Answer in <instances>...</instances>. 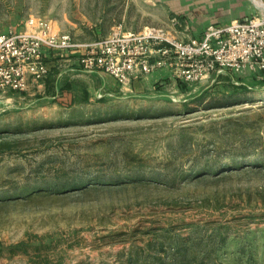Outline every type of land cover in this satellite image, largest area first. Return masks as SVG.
I'll list each match as a JSON object with an SVG mask.
<instances>
[{
	"label": "rangeland",
	"instance_id": "374dc122",
	"mask_svg": "<svg viewBox=\"0 0 264 264\" xmlns=\"http://www.w3.org/2000/svg\"><path fill=\"white\" fill-rule=\"evenodd\" d=\"M210 1L263 14L264 0ZM193 3L0 0V34L42 16L77 42L127 31L124 18L185 38ZM73 57L42 88L0 94V264L168 263L181 239L210 264H264V76L167 72L104 91Z\"/></svg>",
	"mask_w": 264,
	"mask_h": 264
},
{
	"label": "built area",
	"instance_id": "2783aa9c",
	"mask_svg": "<svg viewBox=\"0 0 264 264\" xmlns=\"http://www.w3.org/2000/svg\"><path fill=\"white\" fill-rule=\"evenodd\" d=\"M87 72L110 74L121 86L167 71L186 84L213 81L224 73L264 76V16L209 25L199 37L177 38L169 30H113L90 42H77L54 21L30 16L22 29L0 34V94L25 92L49 73L47 57L70 58Z\"/></svg>",
	"mask_w": 264,
	"mask_h": 264
},
{
	"label": "crops",
	"instance_id": "0c3cea01",
	"mask_svg": "<svg viewBox=\"0 0 264 264\" xmlns=\"http://www.w3.org/2000/svg\"><path fill=\"white\" fill-rule=\"evenodd\" d=\"M141 1L147 3L149 0H141ZM210 6H211L210 0H194V3L187 7L188 11L184 12L186 17L184 18V21H183L184 23H186L184 25L183 30L186 31L185 35L187 37H190V36L199 37V36H201L204 29L209 25H224V24H228L231 20H234V19L244 20L246 17H248V16H246L247 14H243V15H239V16L229 15V13L227 12V9L225 11H217V12L212 13L211 11H209V8H208ZM181 10H182L181 8L178 9V11H181ZM127 11H128V9H125L124 16L127 15ZM189 11L191 12L190 14H188ZM123 20H124L123 21L124 23H119L118 27L122 28V30L124 27L125 28L124 30H127V31H132L133 28H139L141 30L142 28L149 25V23L147 21H143V22L140 21L139 23L135 22L133 25L134 27L132 25H130L131 27H128V25L125 23V18ZM150 24H153V23H150ZM154 25L158 26L159 23H154ZM127 28H130V29H127ZM175 35L179 39L187 38V37L181 38V36H179L178 33ZM98 39H100V38H98ZM98 39H94V40H90V41H95ZM90 41H87V42H90ZM73 55L75 57L72 58L71 63H75V66H79V68L82 70V68L80 67V65L76 61L77 53H74ZM55 62H57L56 59H54L52 57H47V63L49 65V67L53 66V63H55ZM84 72H87V71H84ZM89 73H91V74H89ZM86 74L91 75L92 78L95 79V83H96V85H98V88H102V90H104V91L105 90H114V89H116V87L120 88V84L110 74H108L106 72L93 71V72H87ZM166 74H167V71L157 70V71L153 72L152 74H150L149 76H147L145 79L140 78V80L139 79L132 80L129 87L126 86V87H124V89H130L131 87H134V88L138 87L139 88L142 81L148 82L152 78H158L159 76L166 75ZM35 86H37L39 89L43 87V86H41V84H39V85L33 84L29 88V90L33 89V87H35ZM33 91H34V89H33Z\"/></svg>",
	"mask_w": 264,
	"mask_h": 264
},
{
	"label": "trees",
	"instance_id": "16d2710c",
	"mask_svg": "<svg viewBox=\"0 0 264 264\" xmlns=\"http://www.w3.org/2000/svg\"><path fill=\"white\" fill-rule=\"evenodd\" d=\"M237 87H239L238 89H242L241 90L242 92L247 90L246 85L241 84L238 85ZM185 245H186V241L184 239H181L179 240V242L176 243V245L170 246L171 247L170 249H172L171 253L173 256L168 263H165V261L163 260V256H158V258H156L158 261L157 262L155 261L156 263L153 262L150 264H210L208 260H205L206 251H204L202 248H199V250L195 253ZM160 250H162L163 253H166V249L162 246V244Z\"/></svg>",
	"mask_w": 264,
	"mask_h": 264
},
{
	"label": "bare ground",
	"instance_id": "6f19581e",
	"mask_svg": "<svg viewBox=\"0 0 264 264\" xmlns=\"http://www.w3.org/2000/svg\"><path fill=\"white\" fill-rule=\"evenodd\" d=\"M258 7L260 8V10L263 12V16H264V4H262L261 2H257Z\"/></svg>",
	"mask_w": 264,
	"mask_h": 264
}]
</instances>
